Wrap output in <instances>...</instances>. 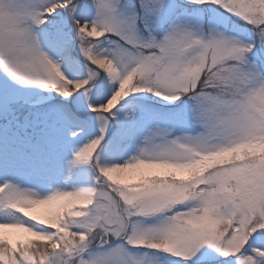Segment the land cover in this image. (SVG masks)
<instances>
[{"label": "snow or ice", "instance_id": "snow-or-ice-1", "mask_svg": "<svg viewBox=\"0 0 264 264\" xmlns=\"http://www.w3.org/2000/svg\"><path fill=\"white\" fill-rule=\"evenodd\" d=\"M0 126V264H264V0H0Z\"/></svg>", "mask_w": 264, "mask_h": 264}, {"label": "rangeland", "instance_id": "rangeland-1", "mask_svg": "<svg viewBox=\"0 0 264 264\" xmlns=\"http://www.w3.org/2000/svg\"><path fill=\"white\" fill-rule=\"evenodd\" d=\"M38 91H40V96L33 98V100H32L33 105H42L45 103H52L56 99L55 94H48L46 92H43V90H38ZM153 99H155V98H153ZM9 135H10V133L5 128L0 126V142L6 141ZM122 177L127 182H135L138 179V175L135 172V170L126 171L125 173L122 174ZM36 209L45 212L47 215V209L45 207L42 206V207H39ZM32 212H34V211L32 210ZM5 231H7V230H5ZM9 236L13 240H15V239H21V240H23V239H35L33 237H29L28 234H26V233H18V232L14 233V234L10 233Z\"/></svg>", "mask_w": 264, "mask_h": 264}, {"label": "bare ground", "instance_id": "bare-ground-1", "mask_svg": "<svg viewBox=\"0 0 264 264\" xmlns=\"http://www.w3.org/2000/svg\"><path fill=\"white\" fill-rule=\"evenodd\" d=\"M34 212H31L30 214H35V215H38V216H41V217H45L46 216V213L43 212V211H40L38 209H35L33 210ZM23 233V232H20L18 230H7L6 233L10 235V233Z\"/></svg>", "mask_w": 264, "mask_h": 264}]
</instances>
